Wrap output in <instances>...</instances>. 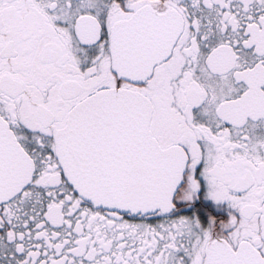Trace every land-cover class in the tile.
I'll list each match as a JSON object with an SVG mask.
<instances>
[{"label":"snow or ice","instance_id":"1","mask_svg":"<svg viewBox=\"0 0 264 264\" xmlns=\"http://www.w3.org/2000/svg\"><path fill=\"white\" fill-rule=\"evenodd\" d=\"M0 264H264V0H0Z\"/></svg>","mask_w":264,"mask_h":264}]
</instances>
